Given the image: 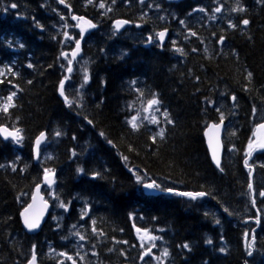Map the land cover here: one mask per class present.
Wrapping results in <instances>:
<instances>
[{
    "label": "trees",
    "instance_id": "16d2710c",
    "mask_svg": "<svg viewBox=\"0 0 264 264\" xmlns=\"http://www.w3.org/2000/svg\"><path fill=\"white\" fill-rule=\"evenodd\" d=\"M80 3L0 0V99L11 97L0 103V126L21 135L19 144L0 139V264H25L32 253L39 264H59L60 256L72 258L66 264H153L158 254L162 264H264V154L254 165L258 223L244 163L254 113L264 106V0H158V19L132 1L106 15ZM72 15L91 16L97 28L62 100ZM116 18L141 30L114 33ZM162 28L175 34L159 46ZM83 76L88 83L79 86ZM153 100L156 123L132 122ZM220 120L216 169L203 130ZM41 131L47 156L34 162ZM46 171L55 172V197L68 211L27 235L19 212ZM151 183L157 192H147ZM76 227L82 249L67 240ZM136 228L151 236L149 245ZM149 249L152 258L142 260Z\"/></svg>",
    "mask_w": 264,
    "mask_h": 264
},
{
    "label": "water",
    "instance_id": "95a60500",
    "mask_svg": "<svg viewBox=\"0 0 264 264\" xmlns=\"http://www.w3.org/2000/svg\"><path fill=\"white\" fill-rule=\"evenodd\" d=\"M165 1L173 3V2H178L181 0H165ZM118 22H121L119 23V26H118ZM127 25H128V22L125 20H121V19L115 20L112 23V26L116 31L123 30ZM77 28L81 33V39L76 44L75 49L70 55L71 62L69 64V69H71L73 61L75 60L77 55L80 53V45H81L84 32L86 30L88 31L91 30L92 26L87 19H81ZM161 33H163V37H161L160 35ZM167 36H168L167 30L160 32L158 36L159 42L164 43L166 41ZM69 69H68V73L71 71ZM64 86H65V81L63 82V84L60 85V88H59V95L61 96V98H63V95H61V92H63ZM261 125H264V121L260 123L259 125H257L253 133L252 147L257 148L258 150L264 149V147L260 146V145H264V128L260 127ZM223 128H224V124L222 122L216 125L211 123L207 126V128H205L203 132L206 149L208 151L209 157L213 165L216 168H219L220 166L222 153H223L222 140H221ZM41 134H43V136ZM16 135H17L16 131L9 130L8 128L4 126L0 127V138L2 140H9V139L15 140ZM46 139H47L46 132L44 131L39 133L34 139L33 147H32V154H33V158L35 161L38 159L40 147L46 141ZM37 141H39V143H37ZM214 156H215V159H214ZM43 180H44L43 183H40L34 187L32 194L30 196V199H29V203L20 211V214H19L21 226L23 230L28 234L38 233L45 219L47 218L49 214L50 204L47 201H45V197L42 194V188L44 185L51 186L53 184L54 174H49L45 176ZM253 207L255 208L254 204H253ZM26 220L30 224H33V223L36 224V226L33 228H29L25 223ZM33 257L35 258L33 259ZM27 264H38L36 261V256L33 255L32 258L27 262Z\"/></svg>",
    "mask_w": 264,
    "mask_h": 264
},
{
    "label": "rangeland",
    "instance_id": "374dc122",
    "mask_svg": "<svg viewBox=\"0 0 264 264\" xmlns=\"http://www.w3.org/2000/svg\"><path fill=\"white\" fill-rule=\"evenodd\" d=\"M131 1L132 2H138L139 4H141L143 6V8H142L141 11L145 15H147V14L154 15L155 18L158 19V0H131ZM104 2H105V0H95V4H96L95 7L96 8L101 7V5L104 4ZM101 8H103V7H101ZM195 12H197V15H200V12L201 11H200V9H198V11L195 10ZM193 14H194V12H193ZM137 16H139V15L137 14ZM159 18L162 21L164 19L163 14ZM176 25L180 28V30H184L183 27H185V26H184L182 20H178ZM134 27L135 28H140V26H138V25H135ZM174 34L171 33L170 36H172ZM172 40L170 39L169 42L172 41ZM66 44H69V43H66ZM67 66H68V63L65 64V67L66 68H67ZM65 71H66V69H65ZM85 77H87V76H83V78L81 79V82H80L79 86H83L84 84L86 85L88 83V78H87V80H85ZM5 101H9V100L6 99ZM261 112H263V111H261ZM158 115L155 112L154 105L151 104V106H150V103H149V104H147L146 107H143V109L137 115V117L135 118V120H133V119H131V120H132V122L134 121V122H137V123L138 122H142L143 120H145L146 122H148V124H155L156 123V118L158 117ZM258 117H261V115L258 114ZM220 118H221V115H220ZM45 156H47V155H45ZM247 163L249 164V161ZM249 165H253L254 166L253 163H251ZM136 180H137V177H136ZM252 189H253L254 198H255V195L257 194V191L254 189V184H253V188ZM152 190H153V188L152 189L147 188V192H155V191H152ZM262 193H264V190L260 189V196H258L259 198H264V195H262ZM47 195H48L47 197L51 198L50 200L52 201V205H53V214H55L52 217V221H54L55 223L56 222L57 223H60L62 221V218H64L65 213L68 211V204L63 203L59 198L55 197V195L52 197V195H53L52 189H50L48 191ZM255 201H256V199H255ZM83 217H85L84 214H83ZM251 236H252V233H251ZM81 237H83V233L81 234L79 232V228L76 227L72 231H70V233L67 236V240H70L74 244V246H76L77 249H82L81 248L82 247V244H81L82 243L81 242L82 239H81ZM137 237H138L139 242L141 244L142 243H146L148 245L150 244V241L149 240L151 239V236L147 232H145L144 235L138 234ZM147 251H149V250H147ZM53 253L54 252L52 251V254ZM155 261L157 262L158 260H155Z\"/></svg>",
    "mask_w": 264,
    "mask_h": 264
},
{
    "label": "snow or ice",
    "instance_id": "6c2138e0",
    "mask_svg": "<svg viewBox=\"0 0 264 264\" xmlns=\"http://www.w3.org/2000/svg\"><path fill=\"white\" fill-rule=\"evenodd\" d=\"M89 2H91V0H89ZM13 7H15V5H13ZM101 7H103V5H101ZM203 9H201V11H202ZM242 10V9H241ZM216 11H220V9L219 8H217L216 9ZM119 23H121V22H118V26H119ZM248 23V21L247 20H245L244 21V24H247ZM161 35V37H163V33H161L160 34ZM69 70H71V69H69ZM251 76V73H249V77ZM85 80H87V77H85ZM62 84H63V82H61ZM13 95H15L14 93H13ZM61 95H63V92H61ZM9 100H11V97H9ZM156 103H158V101H156V100H153V101H151L150 102V106H151V104H156ZM133 120H135V117H133ZM129 123H132L131 121L129 122ZM133 127L135 128V125L133 124ZM260 127H262V128H264V125H261ZM42 136H43V134H41ZM37 143H39V141H37ZM261 147H264V145H260ZM250 147H251V142H250ZM214 159H215V156H214ZM217 163H218V161H217ZM246 164H247V161L245 162ZM139 177H137V180L139 181ZM145 187L146 188H149V189H152V188H159L160 186L158 185V184H155V183H151V184H146L145 185ZM249 187H251V185H249ZM182 195H188V196H192L193 198H195V196L196 195H200V196H202V195H204V193H198V194H192V193H182ZM262 195H264V193H262ZM63 206V205H62ZM25 223H26V225L29 227V228H33V227H35L36 226V224H30V223H28V221L26 220L25 221ZM81 239H84V237H81ZM208 243H211V241H208ZM184 247L185 248H187L188 247V245L187 244H185L184 245ZM167 254V252H166V250H165V255ZM35 257H33V259H34Z\"/></svg>",
    "mask_w": 264,
    "mask_h": 264
},
{
    "label": "flooded vegetation",
    "instance_id": "af4514ba",
    "mask_svg": "<svg viewBox=\"0 0 264 264\" xmlns=\"http://www.w3.org/2000/svg\"><path fill=\"white\" fill-rule=\"evenodd\" d=\"M79 2H81V3H80L81 6L84 7L82 0H79ZM90 18H91V17H90ZM77 35H78V34H77ZM87 36H88V35H87ZM65 38H66V37H65ZM79 39H80V34H79V36H78V38H77V41H79ZM84 40H85V39H84ZM84 40H83V42H84ZM83 42H82V44L80 45V48H82Z\"/></svg>",
    "mask_w": 264,
    "mask_h": 264
},
{
    "label": "bare ground",
    "instance_id": "6f19581e",
    "mask_svg": "<svg viewBox=\"0 0 264 264\" xmlns=\"http://www.w3.org/2000/svg\"><path fill=\"white\" fill-rule=\"evenodd\" d=\"M33 11V10H32ZM36 13V12H35ZM211 123V122H210ZM205 128H207V126L205 127ZM70 221V220H69ZM66 226H67V224H66ZM63 228V227H62ZM50 263V262H49Z\"/></svg>",
    "mask_w": 264,
    "mask_h": 264
}]
</instances>
